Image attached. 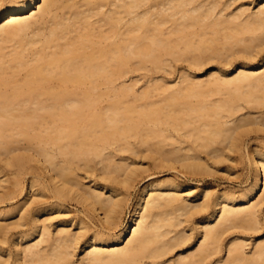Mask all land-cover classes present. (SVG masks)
Here are the masks:
<instances>
[{
  "label": "bare ground",
  "instance_id": "6f19581e",
  "mask_svg": "<svg viewBox=\"0 0 264 264\" xmlns=\"http://www.w3.org/2000/svg\"><path fill=\"white\" fill-rule=\"evenodd\" d=\"M260 133L264 0H0V264H264Z\"/></svg>",
  "mask_w": 264,
  "mask_h": 264
},
{
  "label": "rangeland",
  "instance_id": "374dc122",
  "mask_svg": "<svg viewBox=\"0 0 264 264\" xmlns=\"http://www.w3.org/2000/svg\"><path fill=\"white\" fill-rule=\"evenodd\" d=\"M255 6V4H252L251 7L253 8ZM201 73H205V71H202ZM163 74L164 73H159V82L162 81L163 78ZM150 75H152L151 73H145L143 71H137L134 72V74H129L128 76H126V84L131 83V80H138L137 81V86H136V91L139 92L140 90H144L145 86H144V81L147 77H149ZM157 76V75H156ZM161 79V80H160ZM261 137L264 136L263 133H260ZM254 142L249 141L248 142V147H250L251 145H253ZM235 158H237L235 160L234 163H232V174L229 177H223L222 173L218 174V177H223L222 179L220 178V180L217 179V182H215V184L212 183H201V182H192L190 183L191 186L195 185V186H206L209 187L210 189L214 190L215 187H219L220 186H224L226 188V190L229 191H238L240 190L243 186H245L248 182H249V177L251 174V166H250V162L247 158L246 155V151L243 150L241 152V154L235 156ZM146 164L145 166H148V164L151 163L150 159H145ZM141 172V171H140ZM148 174H153L156 176V178H162L165 179L168 177V175H170L172 177V179L176 178L177 173L175 171H172L171 173H167L165 171H162L161 169H152L149 170L148 172H141L138 173L136 175L135 181L133 182L132 186L130 187V189L128 190V198H127V202L125 205V209L121 215V219L122 222H126L129 216V212L130 209L132 207L133 202L136 199L137 193H138V188L140 187L142 180L144 177H146ZM138 176V178H137ZM178 176V175H177ZM216 180V179H215ZM236 231V230H235ZM234 232V230L232 231ZM251 241H248V245L246 246V250L251 249V245H250ZM80 257V256H79Z\"/></svg>",
  "mask_w": 264,
  "mask_h": 264
}]
</instances>
